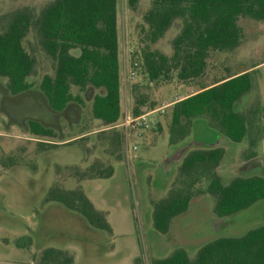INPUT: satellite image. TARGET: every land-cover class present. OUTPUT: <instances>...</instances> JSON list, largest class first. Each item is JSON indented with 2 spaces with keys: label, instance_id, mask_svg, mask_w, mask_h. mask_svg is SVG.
<instances>
[{
  "label": "rangeland",
  "instance_id": "1",
  "mask_svg": "<svg viewBox=\"0 0 264 264\" xmlns=\"http://www.w3.org/2000/svg\"><path fill=\"white\" fill-rule=\"evenodd\" d=\"M52 1L0 0V29L11 13L25 9L39 15ZM151 3L152 0H139L133 10L127 0H118L121 60L136 74L131 85L140 84L141 90L157 101L155 109L169 105L151 114V127L141 131V136H134L138 148L132 161L126 155L125 159L116 160L109 145L113 130L105 129L93 118L91 103L97 92L94 88L81 92L73 87L72 92L81 94L84 101L72 102L63 111L49 106L39 84L44 75L54 74V63L42 50L33 31L24 41L26 49L36 58L34 72L29 77L32 87L12 94L7 87L8 79L0 77V264H33L45 249L54 247L69 252L74 264H152L154 259L167 257L178 248L195 258L198 250L213 239L240 236L264 225L263 199L217 227L215 200L206 191L208 181L205 180L197 186L202 192L193 197L185 213L173 218L167 233L155 229L154 203L167 197L177 183L188 145L194 142L193 146L209 148L223 136L205 117H198L192 121L189 136L172 144L169 135L172 103L216 78L258 64L254 68L252 90L237 105L249 112L250 138L243 142L229 138L219 142L225 154L218 173L224 183H229L244 162H250L246 170L253 168L259 174L264 173V162L258 161L264 158V20L241 18L243 42L232 51L213 52L203 78L182 82L174 73L170 81L155 83L131 67L138 26ZM181 29V20H176L154 47L172 54V41ZM123 97L126 100L125 90ZM29 120L52 128L55 138L49 141L32 135ZM75 135L84 138L59 143V136L67 139ZM253 140L256 142L249 149ZM41 142L57 145L45 147ZM126 145L125 136L124 154ZM95 162L112 165L114 174L110 178H82L83 172ZM55 184L66 189H83L94 208L105 214L109 228H95L83 216L61 204L49 207L46 194Z\"/></svg>",
  "mask_w": 264,
  "mask_h": 264
},
{
  "label": "trees",
  "instance_id": "2",
  "mask_svg": "<svg viewBox=\"0 0 264 264\" xmlns=\"http://www.w3.org/2000/svg\"><path fill=\"white\" fill-rule=\"evenodd\" d=\"M127 1L131 9L137 8L139 0ZM241 18L264 20V0H152L138 26L131 67L155 83L170 81L174 73L182 82L203 78L213 52L232 51L243 42ZM176 20H181L182 29L172 41L173 53L155 48L154 44ZM32 31L54 63V74L44 75L39 84L49 106L63 111L72 102L83 103L82 95L72 92L73 87L81 92L88 88L97 90L91 103L92 116L105 129L113 130L109 139L112 153L116 160L125 159V131L114 127L123 119L118 0H54L39 15L25 9L11 13L0 29V77L8 79L7 87L12 94L32 87L29 77L34 72L36 58L24 45ZM258 65L243 73L216 78L199 91L175 100L169 125L170 142L177 144L185 140L191 133L193 119L198 117H205L211 127L234 142L248 140L252 121L249 112L237 105L252 90L254 68ZM131 93L133 116L158 106L156 100L141 90L140 84L133 83ZM28 123L32 135L49 141L55 138V131L40 121L29 120ZM83 138L75 135L60 139L59 136V143ZM255 142H251L249 149ZM41 143L45 147L57 145ZM224 154L223 147H194L186 153L177 183L167 197L154 203L156 230L169 231L173 218L185 213L193 197L202 192L197 186L205 180L208 181L206 191L214 198V211L219 216L236 214L264 199L261 175L223 182L218 167ZM87 169L82 178H108L114 171L112 165L97 162ZM45 200L80 214L95 228H109L105 214L94 208L81 188L66 189L55 184ZM37 263L74 264V261L65 250L47 248ZM152 264H264V225L240 236L213 239L198 250L195 258L178 248L167 257L154 259Z\"/></svg>",
  "mask_w": 264,
  "mask_h": 264
},
{
  "label": "built area",
  "instance_id": "3",
  "mask_svg": "<svg viewBox=\"0 0 264 264\" xmlns=\"http://www.w3.org/2000/svg\"><path fill=\"white\" fill-rule=\"evenodd\" d=\"M136 74L134 71H128L126 73L127 83H132L133 79H135ZM169 105H165L161 108L150 110L144 112L139 116H133L131 109L127 111L123 121L120 124L115 125L114 127H123L125 130V136L127 137V145H126V158L127 160H133L136 155L134 154L137 150V144L134 142V136H141V131L149 129L151 127V121L149 120V116L156 111L164 110Z\"/></svg>",
  "mask_w": 264,
  "mask_h": 264
},
{
  "label": "crops",
  "instance_id": "4",
  "mask_svg": "<svg viewBox=\"0 0 264 264\" xmlns=\"http://www.w3.org/2000/svg\"><path fill=\"white\" fill-rule=\"evenodd\" d=\"M120 61H121V105H122V109L124 108L125 109V111L123 112V118H124V116H125V114H126V112L127 111H130V109H131V107H132V100L130 99V97H131V95H132V93H131V90L129 91V89L131 88V84L128 82L127 83V79H126V73L129 71V68H128V65H126V64H123V62H122V60H121V45H120ZM250 67H246V68H244V69H242V70H239V71H237V73H243V72H245V71H249V70H251V69H249ZM201 88V87H200ZM124 90H125V92L127 93V97H126V100H124V97H123V92H124ZM200 89H197V90H191V92L189 93V94H193V93H195V92H197V91H199ZM188 94V95H189ZM178 100V99H177ZM174 103V102H173ZM172 103V104H173ZM124 106V107H123ZM209 124V123H208ZM221 133V132H220ZM221 135V134H220ZM221 138L222 139H224V140H226V141H228V138L226 137V136H224V134H223V136L221 135ZM221 139V140H222ZM220 140V141H221ZM220 141H217L216 143H214V144H212L211 146H209V147H215L216 145H218L219 144V142ZM245 141V140H244ZM198 142H196V144H197ZM204 142H199L198 144H203ZM193 144H194V142L192 143V144H189L190 145V147H189V149L186 151V152H188L190 149H193L194 147H197L196 145L195 146H193ZM191 146H193V147H191ZM216 147H221V146H216ZM113 174H114V171H113ZM112 174V175H113ZM111 175V176H112ZM110 176V177H111ZM110 177H108V178H110ZM53 203V204H52ZM55 203V204H54ZM49 205H51V206H49V207H54L57 203L56 202H50V203H48ZM59 204V203H58ZM55 212V211H54ZM25 247V246H24ZM54 248H56V247H54ZM56 249H59V248H56ZM41 255V254H40ZM33 264H38L36 261H34L33 262Z\"/></svg>",
  "mask_w": 264,
  "mask_h": 264
},
{
  "label": "flooded vegetation",
  "instance_id": "5",
  "mask_svg": "<svg viewBox=\"0 0 264 264\" xmlns=\"http://www.w3.org/2000/svg\"><path fill=\"white\" fill-rule=\"evenodd\" d=\"M257 159V158H256ZM259 160H262L263 162H264V158H260V159H258V161ZM252 163V162H251ZM249 164H250V162H244L241 166H240V169L241 170H239L238 171V174L235 176V177H232L231 178V180L232 179H234V178H236V177H249V176H254V175H261V176H263L264 177V173L263 172H261L260 174L259 173H257L256 171V169H253V168H248L247 170H246V168L249 166ZM236 167H238L239 168V166L238 165H235ZM259 171H262V170H259ZM230 180V181H231ZM249 209V208H248ZM239 213V212H238ZM237 214V213H236ZM236 214H233V215H229V216H219V215H217L216 213H215V211H214V217H215V219H216V226L217 227H219L220 226V223L221 222H224V221H226L228 218H231L232 216H235Z\"/></svg>",
  "mask_w": 264,
  "mask_h": 264
},
{
  "label": "water",
  "instance_id": "6",
  "mask_svg": "<svg viewBox=\"0 0 264 264\" xmlns=\"http://www.w3.org/2000/svg\"><path fill=\"white\" fill-rule=\"evenodd\" d=\"M190 145H188L187 150L189 149Z\"/></svg>",
  "mask_w": 264,
  "mask_h": 264
}]
</instances>
